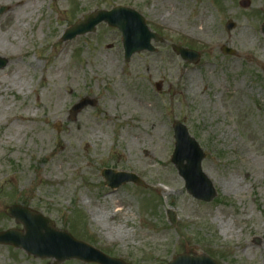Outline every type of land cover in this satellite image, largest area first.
Instances as JSON below:
<instances>
[{"label":"rangeland","instance_id":"obj_1","mask_svg":"<svg viewBox=\"0 0 264 264\" xmlns=\"http://www.w3.org/2000/svg\"><path fill=\"white\" fill-rule=\"evenodd\" d=\"M14 1L0 0V56L9 60L0 69V231L23 230L5 211L20 204L132 264H166L186 250L264 264V0H22L18 19ZM116 5L164 37L157 51L125 61L121 33L106 24L60 40L86 13ZM172 43L200 61L182 60ZM83 97L96 106L71 120ZM175 120L207 155L210 202L187 191L171 161ZM104 168L136 173L146 187L111 189ZM53 261L0 244V264Z\"/></svg>","mask_w":264,"mask_h":264},{"label":"water","instance_id":"obj_2","mask_svg":"<svg viewBox=\"0 0 264 264\" xmlns=\"http://www.w3.org/2000/svg\"><path fill=\"white\" fill-rule=\"evenodd\" d=\"M240 5L244 8L249 7L250 0H242ZM6 7L0 8V14ZM106 22L109 26L118 28L122 32V41L125 50L126 60L143 50L155 51L156 48L151 41H164L157 33L152 32L146 24L145 18L136 10L116 6L111 10H97L83 16L77 23L68 27L62 41L71 40L79 35L94 32L98 24ZM236 23L229 21L226 30L231 31ZM264 33V24L262 26ZM173 50L179 54L183 60L196 63L200 59V54L192 49L173 44ZM224 53L233 54L234 51L223 47ZM9 60L0 56V69L4 68ZM158 89L161 83L157 84ZM97 101L90 97H84L78 101L70 111L71 120L87 106H95ZM60 131V124L56 125ZM175 136V151L172 161L178 169L179 174L186 182L188 192L195 198L206 202L212 201L217 195L216 189L210 178L202 169V161L205 153L199 143L193 138L187 126L182 122L175 121L173 125ZM102 176L105 178L106 185L118 188L121 185L134 182L144 185L143 180L134 173L118 172L111 169H104ZM6 213L14 217L24 225V231L10 229L0 233V243L11 244L18 248H23L29 254L41 258H53L50 264H62L65 260L79 259L88 263L97 264H129L121 259L110 257L100 250L77 240L69 232L58 230L52 220L40 213L32 211L19 205H11L6 208ZM171 223H177V215L173 209L167 211ZM167 264H219L206 254L191 255L181 253L176 255Z\"/></svg>","mask_w":264,"mask_h":264},{"label":"bare ground","instance_id":"obj_3","mask_svg":"<svg viewBox=\"0 0 264 264\" xmlns=\"http://www.w3.org/2000/svg\"><path fill=\"white\" fill-rule=\"evenodd\" d=\"M22 4H23L22 0H15V1L13 2V4H12L13 11H14V13H15V15H16V17H15L16 19H18V18L20 17V15L18 14V9H22V8H21V7H22ZM20 5H21V6H20ZM19 6H20V7H19ZM16 7H19V8H17V9L14 10V8H16ZM118 211H119V210H116V211L114 212L113 215H117ZM104 217H105V215H104L103 213H101V214L98 215V218H99V219H103ZM109 231H110L111 233H115V232H117L114 228H110Z\"/></svg>","mask_w":264,"mask_h":264}]
</instances>
